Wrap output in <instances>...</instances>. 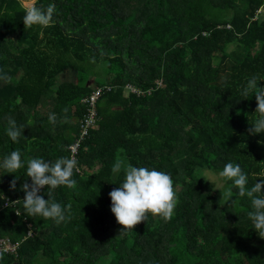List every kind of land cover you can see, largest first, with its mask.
Masks as SVG:
<instances>
[{
	"label": "trees",
	"instance_id": "obj_1",
	"mask_svg": "<svg viewBox=\"0 0 264 264\" xmlns=\"http://www.w3.org/2000/svg\"><path fill=\"white\" fill-rule=\"evenodd\" d=\"M32 4L55 5L48 26H24ZM69 72L74 81L57 82ZM5 75L0 162L17 149L25 162L14 174L0 169V193L11 204L31 183L28 158L69 156L91 80L111 91L78 151L76 187L53 190L54 202L70 205L64 221L0 200V239L19 246L18 257L0 255V264H264L250 198L224 205L231 181L217 189L206 180L227 163L240 165L249 188L264 179V134L248 131L255 96L240 94L252 76L264 87V0H0ZM9 117L22 129L15 142L6 134ZM117 158L170 174L177 190L171 218L148 213L118 235L109 198L123 180L122 170L111 171ZM48 191L41 190L45 199Z\"/></svg>",
	"mask_w": 264,
	"mask_h": 264
},
{
	"label": "clouds",
	"instance_id": "obj_2",
	"mask_svg": "<svg viewBox=\"0 0 264 264\" xmlns=\"http://www.w3.org/2000/svg\"><path fill=\"white\" fill-rule=\"evenodd\" d=\"M55 5L49 4L46 9L37 7L35 4L25 9L23 24L25 27L33 25L48 26L53 18ZM9 77L0 76V80H8ZM259 78L252 76L241 89V96L245 99L251 95L255 96L256 118L248 129L249 134H264V87H259ZM244 99V100H245ZM67 110L65 109V112ZM49 122L55 124L57 117L50 114ZM7 136L12 141H17L22 135V129L17 127L13 118H8ZM20 150H13L3 157L0 162V169L5 174H14L25 166L22 162ZM78 161L75 156L59 157L54 162H46L43 158H28L26 161V176L31 183L25 182L21 186L24 193L22 200L12 202L22 203L23 209L28 216H41L45 219H54L57 223L64 221L67 217L65 213L69 206L62 207L61 204L54 202L53 190L60 186L70 189L76 187V180L72 179L74 170L79 171ZM123 171V180L119 186L109 193L111 201L110 211L114 215L120 231L118 235H124L127 230H132L136 225L146 220V214L162 216L169 219L172 216L177 202L176 192L173 187V180L170 174L149 169L147 167H134L126 164L121 158H117L111 171L120 173ZM219 178L231 181L223 192L224 205L232 207L239 206V197L247 196L251 200L252 211L248 212V217L252 222V228L258 237L264 239V179L257 180L251 188L248 187L247 176L242 171L239 164L227 163L223 170L218 173ZM16 180L10 182V190H14ZM47 188V199L41 195V190ZM233 188L238 189L234 197ZM0 200L8 206L7 199L0 193Z\"/></svg>",
	"mask_w": 264,
	"mask_h": 264
},
{
	"label": "built area",
	"instance_id": "obj_3",
	"mask_svg": "<svg viewBox=\"0 0 264 264\" xmlns=\"http://www.w3.org/2000/svg\"><path fill=\"white\" fill-rule=\"evenodd\" d=\"M128 89L133 93H138V91L133 88L132 86H129ZM111 91V86L105 85V86H96L94 87L92 93L85 97L81 102L86 107V111L81 117L80 122V132L79 135L76 137L75 141L68 146L69 156H75V159L77 160L78 151H80L81 145H83L85 139L89 136L92 129H95L97 127L98 123V101L100 98L104 95V93ZM8 206L5 205V208L13 207L15 204L9 203V200H7ZM28 237H31V233L29 232ZM18 244L12 243L9 239L1 238L0 239V255L7 254V255H13L18 257Z\"/></svg>",
	"mask_w": 264,
	"mask_h": 264
},
{
	"label": "rangeland",
	"instance_id": "obj_4",
	"mask_svg": "<svg viewBox=\"0 0 264 264\" xmlns=\"http://www.w3.org/2000/svg\"><path fill=\"white\" fill-rule=\"evenodd\" d=\"M76 72H69L67 75L63 76L62 78L60 77L57 82H61L63 81H74L76 79ZM96 77L94 75H91L90 79ZM91 85L93 87H96V85L94 84V80H91ZM206 177L211 184H213L215 186V188L217 189H221L224 186V182L222 181L221 178H219V176L213 175V174H206ZM177 190H175L176 192Z\"/></svg>",
	"mask_w": 264,
	"mask_h": 264
}]
</instances>
